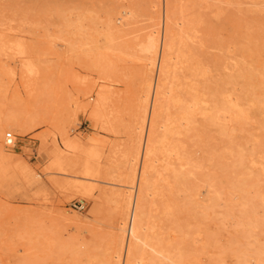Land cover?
<instances>
[{
    "label": "rangeland",
    "instance_id": "obj_1",
    "mask_svg": "<svg viewBox=\"0 0 264 264\" xmlns=\"http://www.w3.org/2000/svg\"><path fill=\"white\" fill-rule=\"evenodd\" d=\"M176 1H172L173 10L182 7L173 12L179 16L174 15L176 20L191 11V24L198 26V30H191L197 41L194 37V44L188 40L190 46L198 47L192 46L194 53L208 58L213 51L209 59L216 58L212 60L216 69L211 73L209 65L204 70L207 63L202 64L206 75H211H199L200 88L205 85L200 95L207 94L205 101L208 95L218 96L213 98L214 105L222 106L223 99H217L222 89L224 95L242 102L248 118H244L245 112L236 116L223 111L219 115L222 110L214 108L217 114L213 116L220 117L210 120L205 117L208 114L203 104L207 103L202 101L200 110L206 115L198 116L199 110V118L190 122L195 132L187 136L185 130L190 125H186L187 129L177 133H186L187 139L182 135L181 140L182 144L187 141L185 149L192 148V143L195 146L187 149L192 156L184 150V159L175 158L174 166H179L175 169L181 175L171 171L165 181L174 183L163 181L164 149L160 143L156 156L161 159L151 171L155 185L143 191L138 182L143 158L136 160L134 156L139 140L144 141L148 133V124L142 127L141 117L144 108L151 110L160 70V55L154 58L151 54L150 41L155 34L160 44L164 38L166 0H0V144L4 147V154L0 153V264H125L126 252L120 257L117 248L118 225L127 201L135 206L146 202L142 206L146 205L147 211H143L150 216L148 220L144 215L143 223L152 220L153 225L158 221L159 227L163 225L160 232L156 228L160 237L152 241H162L161 253L169 255L166 261L177 258L175 243L179 241L181 264H264V0L209 1H214L213 6H206L205 0H192V6L197 2L202 5L194 8L190 0ZM129 6L135 9L134 16L127 12ZM190 13L199 15L195 22L200 23L195 24ZM203 32L208 37L203 39ZM204 48L212 49L208 52ZM205 61L209 64L208 59L202 63ZM106 85L110 101L102 104L109 106L102 108L101 104V116L96 119L93 108ZM206 85L209 91L204 89ZM213 89L218 91L211 95ZM202 117L208 119L200 120ZM233 118L239 119L235 121L238 124L231 121ZM196 120L201 123L197 125ZM8 132L15 136L12 144L6 142ZM198 132L201 134L196 137ZM189 137H195V142ZM67 140L74 144L67 145ZM89 142H95L96 159L102 168L94 178L84 172V149ZM55 148L71 157V166L60 171L52 164ZM186 158L194 162V172ZM178 160L184 164L178 165ZM83 182L91 187L89 192L75 186ZM186 182L192 187L187 188ZM163 183L172 187L167 190ZM171 194L176 200L178 196V202ZM74 201H83L85 209L75 208ZM176 208L181 210L173 211ZM164 213H168L165 220ZM129 217L126 225L130 228L131 214ZM172 225L178 228L177 235ZM172 234L175 238L180 235L177 241ZM164 243L172 245L171 249Z\"/></svg>",
    "mask_w": 264,
    "mask_h": 264
},
{
    "label": "bare ground",
    "instance_id": "obj_2",
    "mask_svg": "<svg viewBox=\"0 0 264 264\" xmlns=\"http://www.w3.org/2000/svg\"><path fill=\"white\" fill-rule=\"evenodd\" d=\"M173 0H166V19H165V27H164V38L162 39V41H161V44H160V39L156 36V34L155 35H153L152 36V38H151V43H150V51H151V54L154 56V58H156V56H157V54H159L160 55V70H159V72H158V75H157V79H156V81H155V90H154V97H153V102H152V107H151V110L149 111L148 110V108L146 109V108H144V111H146L145 112V115H142L143 117H141V118H143L142 119V123H141V126L143 127V126H146L145 124H148V133H147V136H146V134L144 135V136H146V139L143 141V139L141 138L140 140H139V142H138V146H137V148H136V152H135V156H134V158L137 160V159H140V157L142 156V158H143V162H142V167H141V172H140V175H138L139 177H138V179H139V183H140V185H141V189H143V191L145 190V189H147L148 187L150 188V186L152 187V184L154 183L153 181H152V177H153V175L151 174V171L152 170H155L156 168H155V161H157L158 159L160 160L161 158L160 157H158L157 158V156H156V154H157V147L159 146V144L160 143H162L163 144V149H164V157H163V165H164V168H165V171H163L162 169H160L162 172H165V174L162 176V178H163V181H165L166 179H167V177L168 176H171V175H168L171 171L172 172H177L178 171V169H177V171H176V169L175 168H178V167H175L174 166V163H176L175 162V158H177V159H184V156H183V153H185V152H183L184 150H186L187 151V149L189 148V147H187V149H185V147L187 146V141H186V144H184L185 142V140L187 139L186 138V133H188L187 134V136H190V132L191 131H194L195 132V130H196V127H191L192 125H194V124H191L190 122L192 121V119H194V122H195V119H196V117H197V115L198 116H200V114L201 113H204V112H201V111H203L202 109L200 110V108H201V106L203 107V105L204 106H206V111H205V113L206 114H208V115H206L205 113V117H208L210 120L211 119H214L215 117H217V116H213V114H215L216 112H214L215 111V109L217 110V111H219L220 112V110H222V113H219V115H221V114H223V111H225V112H233V113H235L236 114V116H238V115H243V113L245 112V111H243V106L241 107V105H240V103L242 104V102H239L238 101V99H236V97H235V99L236 100H233L232 98H231V96L230 97H228V96H226V95H224V93L221 91L222 89H219V91L220 92H218L219 94L220 93H222V95H224V97H222V95H220V97L219 98H217L218 100L219 99H223V101H221V102H223V104H222V106L220 105L221 103H219V101H216V102H218L217 104L218 105H220L219 107H218V105H217V107L215 106L216 105V103H215V105H214V102H215V99H213L215 96H210V95H208L209 97H208V100H206L205 101V99L206 98H204L203 96H205V95H207V94H205V92H203L204 94H202L201 93V95H200V90H202L203 88V86H205V85H201V88H200V84L202 83H198V81H201V79L200 78H202L201 76H199L202 72H204V70L206 69V67L208 66V70H209V72L211 73V71H212V69H213V71H214V69H216V63H214V65H215V68H213L212 67V62H214V61H212V60H216V58H214V56H213V58L210 60L209 59V56H211V54H212V52H209L208 51V49H212V48H204V49H206L209 53H208V58L206 57H204V55H202L203 56V59L204 60H206V59H208L209 60V64H208V62H203L202 63V56L199 58V56L201 55V54H198L197 52L199 51V49H198V51H197V49H195L196 51V53L198 54V56H197V54H195L194 53V48L196 47L195 45H193L194 44V42H193V40L195 39V37L193 36V34H192V32H191V30L194 28V27H196L195 25H193V24H191V21H192V19L188 16V13L189 12H191V11H189L185 16H183L182 18H181V20H179V21H177L176 20V18H177V15H175L173 12L175 11V10H182L180 7L178 8V9H175V10H173L174 8H172V2ZM178 1V0H177ZM176 1V2H177ZM191 1L192 0H190V5H191ZM194 1V0H193ZM192 1V2H193ZM196 1V0H195ZM198 1V0H197ZM201 0H199V2H200ZM206 2H207V5L206 6H208V4H210L211 3V5L213 6V4H215V3H213V2H210L209 3V1H212V0H205ZM159 2V1H158ZM203 2V1H202ZM201 2V3H202ZM205 3V2H204ZM213 3V4H212ZM186 4V3H185ZM197 4V6H190L191 8L193 7H198L199 5L198 4H200V3H196ZM206 4V3H205ZM217 4V3H216ZM182 5V4H181ZM184 5V4H183ZM182 5V6H183ZM201 5V4H200ZM175 6V5H174ZM180 6V5H179ZM202 6V5H201ZM210 6V5H209ZM211 6V7H212ZM215 6V5H214ZM184 7V6H183ZM186 7H187V4H186ZM204 7V6H203ZM210 7V8H211ZM129 8H131L129 11H127L128 13H130V15L132 14L133 16L135 15V14H133V13H135L134 11H135V9H134V11L132 10V6H129ZM175 8H177V7H175ZM188 8V7H187ZM209 8V7H208ZM199 9H200V11H202L201 10V7H199ZM186 11V9L185 8H183V11ZM188 10V9H187ZM195 10V12H196V10H197V8L196 9H194ZM183 11H181V13L184 15L185 13H183ZM199 11V10H198ZM218 12V11H217ZM176 13H177V11H176ZM178 13H180V11H178ZM177 13V14H178ZM192 14H194V13H190V16L192 15ZM174 15L176 16V18L174 17ZM195 15V14H194ZM194 15H192L191 17L193 18V17H195ZM196 15H198V14H196ZM203 14L201 13L200 14V16H202ZM164 16H165V14H164ZM199 16V15H198ZM198 16H196V17H198ZM196 17H195V19L193 20V22L195 23V24H197V23H200V22H195V21H197L196 20ZM178 18H179V16H178ZM177 18V19H178ZM199 21H202L201 19H199ZM206 21V20H205ZM198 27V26H197ZM197 27H196V29H197ZM208 28V27H207ZM211 28V27H210ZM198 30V29H197ZM205 30V29H204ZM194 31V30H193ZM207 32V31H206ZM197 33V32H196ZM208 33V32H207ZM207 33H205L204 34V32H203V39H204V35H207ZM211 33V32H210ZM151 34V33H150ZM195 34V33H194ZM198 34V33H197ZM209 34V33H208ZM210 35V34H209ZM195 36H197V38H198V35H195ZM201 36V35H200ZM211 36H213V35H211ZM193 37H194V39H193ZM207 37H208V35H207ZM211 38H213V37H211ZM192 40L191 42L193 43L191 46H190V44H189V42H188V40ZM196 41H197V39H195ZM206 40V39H205ZM205 40H203V41H205ZM195 41V44L197 43ZM201 41V39H199V41L198 42H200ZM205 42H207V41H205ZM212 42H213V40H212ZM211 42V43H212ZM202 43V42H201ZM207 43H209V42H207ZM206 43V44H207ZM203 45V44H202ZM192 46H194V48L192 49ZM197 46H199L198 44H197ZM205 46V45H204ZM199 47H201V46H199ZM205 47H207V46H205ZM196 48H198V47H196ZM142 49V48H141ZM201 51H203V50H200L199 52H201ZM207 51H203V52H201V53H204V54H207ZM211 53V54H210ZM212 55H214V54H212ZM202 59V60H201ZM205 63H207V65L204 67L202 64H205ZM244 64H245V62H243ZM242 63V64H243ZM239 64H241V62L239 63ZM243 64V65H244ZM242 66V65H241ZM202 67H204V70H203V68ZM157 69V68H156ZM241 70H243L242 68H241ZM205 73V72H204ZM203 73V74H204ZM241 73V72H240ZM208 74V73H207ZM242 74L244 75V73L242 72ZM204 75H206V73L204 74ZM209 75H211V74H208V75H206L207 77H210ZM238 75V74H237ZM240 75V74H239ZM199 77V79H198V77ZM212 76H215V74H213ZM242 76V75H241ZM205 77V76H204ZM207 77H205L206 78V80H207ZM204 78V79H205ZM212 78V77H211ZM203 79V80H204ZM209 79V78H208ZM211 80V79H210ZM209 80V82H211ZM213 81H214V79H213ZM204 82V81H203ZM206 82V81H205ZM204 82V83H205ZM214 83H215V81H214ZM214 83H212V85L214 84ZM203 84V83H202ZM206 84H207V82H206ZM216 84V83H215ZM214 84V85H215ZM245 84V83H244ZM151 85V84H150ZM150 85H148L149 87H148V89L149 88H151L150 87ZM246 85V84H245ZM107 86L108 85H106L105 87H104V89L101 91H99V93H98V98H97V102H96V105L94 106V108H93V115L92 116H96V119H97V116H98V118H99V116H101V104L104 102V101H110V99H107V96H109L108 95V91H107ZM207 87L205 88L204 87V89L206 90L207 88H208V90L207 91H209V85H206ZM209 86V87H208ZM243 86V85H242ZM215 89L216 88H218V87H214ZM244 88H245V86H244ZM211 89H212V87H211ZM153 90V89H152ZM214 90V89H213ZM212 90V94L211 95H213V92L214 93H217V91L215 92V90L213 91ZM149 91H151V90H149ZM202 91H204V90H202ZM201 91V92H202ZM207 91H206V93H207ZM242 91V90H241ZM246 91V93L248 92L247 90H245ZM210 92H208L209 94H210ZM150 93V92H149ZM149 93H147L148 95H149ZM241 93V92H240ZM248 94V93H247ZM217 95V94H216ZM227 95H228V93H227ZM241 95V94H240ZM243 96L245 95V94H242ZM246 96V95H245ZM245 96H244V98H245ZM248 96V95H247ZM110 97V96H109ZM216 97H218V96H216ZM215 97V98H216ZM239 97V96H238ZM202 98H203V100H202ZM241 99V98H240ZM239 99V100H240ZM248 100V98L246 97V100H245V102ZM202 101H205L206 103H207V105H205V104H203L202 103ZM241 101H243V99L241 100ZM244 102V101H243ZM110 103V102H109ZM203 105H202V104ZM105 104H106V106H109V105H107V103L105 102ZM147 106H148V104H146ZM145 105V106H146ZM102 108H105L104 107V104H102ZM144 106V107H145ZM146 106V107H147ZM108 108V107H107ZM105 109V110H108V109ZM215 108V109H214ZM146 109V110H145ZM150 109V108H149ZM104 110V111H105ZM199 110H200V113H199ZM204 110H205V108H204ZM214 110V111H213ZM102 111H103V109H102ZM197 112L199 113V114H197ZM247 112V111H246ZM246 112L244 113L246 116H244V118L246 117V118H248L247 117V114H246ZM103 114H105L104 112H103ZM143 114H144V112H143ZM197 114V115H196ZM217 114V113H216ZM215 114V115H216ZM230 115H231V113H229ZM109 114H108V112H107V116H108ZM202 115V114H201ZM234 115V114H233ZM232 115V116H233ZM104 116V118L106 117L107 118V116H105V115H103ZM203 116V117H204ZM223 116V115H222ZM225 116H226V114H225ZM231 116V117H232ZM235 116V117H236ZM110 117V116H109ZM108 117V118H109ZM201 117V116H200ZM201 118L200 120H202V119H204V120H206V119H208V118ZM214 117V118H213ZM218 117H220V116H218ZM229 117V116H228ZM231 117H229V118H231ZM234 117V116H233ZM105 118V119H106ZM199 117H197V119H198ZM222 118V117H221ZM241 117H239V119H240ZM217 118H215L214 120H216ZM223 119V118H222ZM227 120H228V118H226ZM225 119V120H226ZM234 119L235 118H233V119H231V121H234ZM239 119H237L236 118V120L235 121H237L238 122V120ZM109 120V119H108ZM108 120L106 119V121L108 122ZM141 120V119H140ZM224 120V121H225ZM240 120H243V118H241ZM245 120V119H244ZM243 120V122H245ZM110 121V120H109ZM197 121V125L199 124V123H201V122H198V120H196ZM229 121V120H228ZM234 121V122H235ZM6 122V121H5ZM193 122V121H192ZM237 122H235V123H237ZM241 122V121H240ZM108 123H110V122H108ZM217 123V122H216ZM224 123H226V122H224ZM1 124V123H0ZM22 124V123H21ZM238 124V123H237ZM241 125L240 126H242V125H244L243 123H240ZM186 125H190L189 126V129H190V127L193 129L194 128V130H192V129H187L188 127H184V126H186ZM225 125V124H224ZM22 126V125H21ZM226 126H227V124H226ZM230 127H231V124H230ZM23 128V127H22ZM184 128V130L185 129H187V130H189V132H187V130H185L186 131V133H185V135H183L184 136V138H185V140L183 141V144H182V142H181V140H182V135H177V133L179 134V133H181L182 132V130L181 129H183ZM197 128H200L199 126H197ZM19 129H20V127H19ZM230 129V128H229ZM0 130H1V127H0ZM198 130H200V129H198ZM145 131V130H144ZM185 131H183V133L185 132ZM230 131V130H229ZM231 131H232V129H231ZM230 131V132H231ZM1 132V131H0ZM146 133V132H145ZM199 133V132H198ZM159 134H161V135H159ZM194 135H196L195 133H193ZM201 134V132L199 133V134H197L196 135V137H199V135ZM233 134V132H231V135ZM181 136V137H180ZM192 136V135H191ZM192 139H190V137H189V139L190 140H192V141H194L195 142V137L193 138V137H191ZM67 139V138H66ZM69 139V138H68ZM191 141V142H192ZM67 145H72V144H74V141L73 140H67V143H66ZM77 144V143H76ZM96 144H97V142H96ZM193 144L194 143H192V148H193ZM197 144V143H196ZM98 145V144H97ZM183 145H185V146H183ZM100 145H98V147H99ZM190 146H191V144H190ZM96 145H95V142H89L87 145H86V148L84 149L85 151H86V154H87V156L85 157V161H84V169H85V173H87L88 174V176L90 175L92 178H94V177H97L98 176V172H99V170H100V168H99V166L101 165L99 162H97V159H96V156H97V150H96ZM197 147V146H196ZM191 147L189 148V149H192ZM56 150H55V155H54V161L52 162V164L54 163L56 166H58L59 168H60V171L62 170V169H65L66 168V166H68V165H70V158L71 157H69V155L68 154H66L64 151H61L60 149H58V148H55ZM193 149H195V146H194V148ZM233 149V148H232ZM231 149V150H232ZM239 149V148H238ZM197 150V149H196ZM229 150H230V148H229ZM241 150V149H240ZM239 150V151H240ZM159 152H162L160 149L158 150ZM192 152H195V151H193V150H191ZM198 151V150H197ZM196 151V152H197ZM52 152H54V149L52 150ZM84 152V151H83ZM102 152V151H101ZM188 152H190V150L189 151H187L186 152V154L188 155ZM229 152H231V151H229ZM232 152H233V150H232ZM241 152V151H240ZM0 153H2V154H4V147H3V145H1L0 144ZM238 153V152H237ZM85 154V153H84ZM190 154H191V156H192V153H189V155L188 156H190ZM194 154V153H193ZM197 154H198V152H197ZM101 155V154H100ZM176 155V157H174ZM196 155V154H195ZM237 155V154H236ZM7 156V155H6ZM99 156V155H98ZM238 156H240V157H242L243 155H241V153L240 154H238ZM84 157V156H83ZM195 156L193 155V157L192 158H194ZM240 157H239V159H240ZM7 158H9L8 156H7ZM189 158V157H188ZM188 158H186V159H188ZM192 158H191V160H192ZM196 158V157H195ZM101 160V159H100ZM195 160V159H194ZM186 161V160H185ZM237 161H239V160H237ZM242 161L243 160H241L240 159V163H242ZM180 161L178 160V163H179ZM184 162V161H183ZM182 162V164H184ZM189 162V159L187 160V163ZM238 162V163H239ZM79 163V162H78ZM77 163V165H79ZM100 165H99V164ZM186 163V164H187ZM191 162H189L187 165H189ZM192 163H194V162H192ZM192 163L190 164V167L192 168ZM198 164V161H196L195 162V164ZM239 163V164H240ZM51 164V165H52ZM157 164V163H156ZM162 164V163H161ZM181 163H179L178 165H180ZM181 164V165H182ZM194 164V165H195ZM199 164H201V163H199ZM198 164V165H199ZM236 164H237V162H236ZM176 165V164H175ZM48 166V165H47ZM71 166V165H70ZM81 166V165H80ZM184 166V169H186L185 168V165H183ZM200 166V165H199ZM198 166V167H199ZM240 166H241V164H240ZM153 167H154V169H153ZM157 167H158V164H157ZM163 167V166H162ZM190 167L189 166H187V168H189V170H190ZM194 167V166H193ZM243 167V166H242ZM80 168V167H79ZM106 168H107V166H106ZM163 168V169H164ZM195 168V167H194ZM102 169V168H101ZM182 169V171H183V168H181ZM196 169V168H195ZM70 170V169H69ZM192 170H193V172L195 171L193 168H192ZM197 170V169H196ZM67 171V170H66ZM101 171V170H100ZM51 172V171H50ZM69 172V171H68ZM71 172V171H70ZM156 172H157V170H156ZM184 172V171H183ZM182 172V174L184 175V173ZM191 172V171H190ZM103 173H105V172H103L102 171V174ZM56 174H59V173H56ZM158 174H163V173H158ZM173 174V173H172ZM178 174H180V171H179V173L177 172V175ZM264 174V173H263ZM100 175V174H99ZM174 175H176V173L174 174ZM176 175V176H177ZM181 175V174H180ZM179 175V176H180ZM229 175H230V173H229ZM66 176V175H65ZM104 176V175H103ZM137 176V175H136ZM161 176H159V177H161ZM185 176V175H184ZM245 176V175H244ZM70 177V176H69ZM156 177H157V175H156ZM156 177L154 178V179H156ZM172 177H174V176H172ZM181 178L183 177V176H180ZM186 177V176H185ZM246 177V176H245ZM170 179H171V177H169ZM178 178V177H177ZM242 178V177H241ZM134 179H135V177H134ZM174 179V181L175 180H177L176 178H173ZM172 179V180H173ZM184 178H182V182H184V180H183ZM187 179V178H186ZM82 180V179H81ZM89 180V179H88ZM160 180H161V178H160ZM83 181V180H82ZM93 181V180H92ZM95 181V180H94ZM155 181H157V180H155ZM169 183L171 182V184L172 183H174L173 181H169V180H167ZM180 181H181V179H180ZM188 181V180H187ZM208 181V180H207ZM211 181H212V183H213V179H211ZM243 181V180H242ZM86 182V181H85ZM85 182H83L84 184H78V183H76L75 184V186L76 187H78L79 189H82V190H84L85 192H89V190H90V188L91 187H89L88 185H85ZM159 182V181H158ZM168 182H166L165 181V183H168ZM189 182V181H188ZM192 184L194 183V181L192 182V181H190ZM209 182H210V180L208 181V184H209ZM244 182V181H243ZM71 183V182H70ZM88 183H90V182H88ZM157 183V182H156ZM161 183V182H160ZM165 183H163V184H165ZM168 183V184H169ZM178 183H179V181H178ZM190 183V184H191ZM211 183V182H210ZM215 183H216V181L214 180V183L212 184V185H214L215 186ZM91 184V183H90ZM182 184V183H181ZM184 184V183H183ZM186 184H188L187 182H186ZM185 184V185H186ZM217 184V183H216ZM70 185V184H69ZM92 185V184H91ZM98 185V184H97ZM139 185V186H140ZM154 185H155V183H154ZM153 185V186H154ZM166 185V184H165ZM170 185V184H169ZM175 185H177L176 184V182H175V184L173 185L174 187H175ZM180 185V184H179ZM241 185V184H240ZM68 186V185H67ZM164 186V185H163ZM181 186V185H180ZM188 186V187H187ZM186 187L187 188H189L190 186H189V184L187 185ZM194 186V189H195V184L193 185ZM209 186V185H208ZM66 187V186H65ZM69 187V186H68ZM71 187H72V185H71ZM95 187V186H94ZM138 187V186H137ZM156 187H157V185H156ZM164 187H166V189L169 187V186H164ZM163 187V188H164ZM170 187H172V185L170 186ZM169 187V188H170ZM174 187H173V189H174ZM192 187V186H191ZM190 187V188H191ZM67 188V187H66ZM177 188H179V186H177ZM75 189V188H74ZM156 189V191H157V188H155ZM172 189V188H171ZM170 189V190H171ZM210 189V188H209ZM241 189V188H240ZM149 190V189H148ZM159 190V189H158ZM168 190V189H167ZM170 190H169V192H170ZM175 191H173L174 193H177V191H176V189H174ZM192 190H193V188H192ZM142 191V190H141ZM164 192H165V188H164V190H163ZM162 191V192H163ZM172 191H171V193H172ZM93 192V191H92ZM91 192V193H92ZM150 192V191H149ZM158 192V191H157ZM162 192H160V193H162ZM163 192V193H164ZM168 192V194H170ZM148 193V192H147ZM155 193V192H154ZM149 194V193H148ZM165 194V193H164ZM173 194V193H172ZM171 194V195H172ZM193 194V193H192ZM158 195V194H157ZM171 195H169V196H171ZM174 195V194H173ZM173 195L171 196V198L173 197ZM92 196V195H91ZM98 196V195H97ZM146 196H148V195H145V196H143L144 198L146 197ZM89 197V196H88ZM164 197V195L162 196V198ZM175 197V198H174ZM173 197V199H175V201H177L178 202V196H177V200H176V196H174ZM144 198H143V200H144ZM102 199V198H101ZM142 199V198H141ZM166 199V198H165ZM163 200V199H162ZM167 200V199H166ZM166 200H164V201H166ZM171 201V200H170ZM174 201V202H175ZM130 202L131 201H127L126 203H127V205H126V209H125V214H124V216H123V220H121V225L119 224L118 225V228H119V241H118V248H117V255L118 256H123V254L125 253V255H124V257H125V264H167V262H169V261H166L167 260V258L169 257V255H168V257H167V254H166V252L165 253H161V252H163L162 251V249L164 248V245L163 246H160L161 245V243H162V241L160 242V241H158L157 240V242H154V241H152V239L153 238H156V237H160V234L161 233H159L158 234V231H159V229H160V227L161 226H163V225H160V227H159V222L160 221H158V224H156V225H153L154 223H153V221L151 220V222L150 223H148V222H146V223H143L144 221H146V220H144V218L146 217V215H145V212L143 211V206H142V204H146V202L144 203V202H142V204H140L139 205V202L137 203L139 206H137V204H136V206H135V203H131L132 205H130ZM166 202H168V200L166 201ZM165 202V203H166ZM172 202V201H171ZM170 202V203H171ZM140 203H141V201H140ZM164 203V202H163ZM172 204H174V203H172ZM147 205V204H146ZM146 205H144L145 206V208L144 209H146ZM157 205V204H156ZM166 205V207H167V203L165 204ZM174 206H176V205H174ZM171 207H173L172 205L170 206V208ZM177 207V206H176ZM161 208V207H160ZM180 208H181V206H180ZM172 209V208H171ZM175 209V208H174ZM179 208H176V210H173V211H177ZM167 210V209H166ZM170 210V209H169ZM169 210H167V212L170 214V213H173V212H171V210L169 211ZM179 210H181V209H179ZM146 211H147V209H146ZM174 212V214L172 215V216H174L176 213ZM182 212V211H181ZM147 213V212H146ZM167 213V214H168ZM179 212H177V214H178ZM131 214V216H132V220H131V222L132 223H130L131 224V226H130V228L129 227H127L128 225H126V224H128L127 222L128 221H130V220H128V217H129V215ZM164 214H166V213H164ZM165 215V217H164V220H165V218H166V216H168V215ZM180 214V213H179ZM144 215H145V217H144ZM171 215V214H170ZM148 216H150V215H148ZM148 216L146 217L147 219H148ZM179 216V215H178ZM181 216V215H180ZM179 216V217H180ZM144 217V218H143ZM130 218V217H129ZM177 218V217H176ZM167 219H168V217H167ZM167 219H166V221H167ZM169 219H170V216H169ZM168 219V220H169ZM172 219H174V218H172L171 217V220ZM181 219V218H180ZM180 219H178L179 221H181ZM144 220V221H143ZM149 220V219H148ZM147 220V221H148ZM175 220V219H174ZM177 220V221H178ZM177 221L176 222H174V224L173 223H171V224H173V225H175V223H177ZM250 221V220H249ZM162 222H164L165 223V221H162ZM161 222V223H162ZM167 222H169V221H167ZM170 222H173V220L172 221H170ZM160 223V224H161ZM164 223H162V224H164ZM248 223V222H247ZM144 224H146L145 226H144ZM180 224V223H179ZM158 225V226H157ZM165 225V224H164ZM172 225V227L174 228L175 226H173ZM181 225V226H180ZM180 225H176L177 227L178 226H180V227H182V224H180ZM250 225H251V222H250ZM154 226H157V227H154ZM169 226V225H168ZM126 227L127 228H129V230H128V232H126L127 231V229H126ZM159 227V228H158ZM179 227V228H180ZM157 228L158 229V231H157V229L155 230V229ZM163 228V227H162ZM166 228V227H165ZM173 228H171V229H173ZM176 228V227H175ZM173 229L176 233H175V235H177V229ZM167 229L169 230V228L167 227ZM160 230H162V229H160ZM167 230V231H168ZM180 231H181V233H182V229L180 228L179 229ZM178 230V232L180 233V231ZM165 231H166V229H165ZM160 232V231H159ZM162 232V234L164 233L163 231H161ZM170 232V231H169ZM168 233V232H167ZM166 234V233H165ZM159 235V236H158ZM168 235V234H167ZM171 235V234H170ZM173 235V234H172ZM175 235H173L174 236V240H176V238H179L180 237V235L179 236H177L176 238H175ZM162 237V239H163V241H165L166 242V237H165V240H164V237L163 236H161ZM158 238H156V239H158ZM169 238H171V237H169L168 236V239ZM172 239V238H171ZM155 240V239H154ZM172 241L173 243L175 242V241ZM156 241V240H155ZM177 241V240H176ZM180 241H181V239H180ZM154 242V243H153ZM159 242H160V244H159ZM169 242V241H168ZM171 242V243H172ZM179 242V241H178ZM178 242H176L175 244H178L177 245V249L174 247L175 245H173V247L177 250V253L175 252L176 250L174 249V252L176 253V255H177V258L176 257H173L172 256V258H175V261H173V262H169L170 264H181V255L182 254H180V252H181V250H180V245H179V243ZM170 243V242H169ZM169 243H164L167 247L169 246V248L171 249V246L172 245H168ZM158 244H159V246H160V248L158 247ZM180 244H181V242H180ZM166 248V247H165ZM169 248H167V250L169 249ZM126 250V251H125ZM166 251V250H165ZM168 253V252H167ZM174 253V254H175ZM168 254H171V251H169V253ZM173 254V255H174ZM175 256V255H174ZM170 257H171V255H170ZM172 258H170V259H172ZM169 260V259H168ZM174 260V259H173ZM172 261V260H171Z\"/></svg>",
    "mask_w": 264,
    "mask_h": 264
},
{
    "label": "built area",
    "instance_id": "obj_3",
    "mask_svg": "<svg viewBox=\"0 0 264 264\" xmlns=\"http://www.w3.org/2000/svg\"><path fill=\"white\" fill-rule=\"evenodd\" d=\"M14 134L12 132H8L6 134V142L7 144H12L14 142ZM72 205L77 209H85V203L83 201H74Z\"/></svg>",
    "mask_w": 264,
    "mask_h": 264
}]
</instances>
